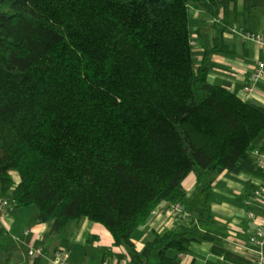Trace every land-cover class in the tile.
<instances>
[{"label": "trees", "instance_id": "16d2710c", "mask_svg": "<svg viewBox=\"0 0 264 264\" xmlns=\"http://www.w3.org/2000/svg\"><path fill=\"white\" fill-rule=\"evenodd\" d=\"M234 1L0 0V202L35 205L52 238L69 220L99 223L134 264H178L170 251L214 241L198 231L213 222L205 177L264 181V107L208 83L209 55L230 48L218 30L194 65L188 11ZM189 173L203 195L196 220L136 250L132 233L161 202L186 204Z\"/></svg>", "mask_w": 264, "mask_h": 264}, {"label": "crops", "instance_id": "0c3cea01", "mask_svg": "<svg viewBox=\"0 0 264 264\" xmlns=\"http://www.w3.org/2000/svg\"><path fill=\"white\" fill-rule=\"evenodd\" d=\"M189 22L193 24L190 40L194 65L203 58L205 48L213 47L218 30L222 41L230 48V51L209 55L208 83L264 107V76L252 84L247 97L243 94V88L250 84L249 79L257 64L264 63V46L244 39L238 33L249 31L264 37V2L245 11L243 0H236L216 8L213 14H208L198 4H190ZM259 157L264 165V154ZM13 180L17 182L18 178ZM205 181L211 182L214 196L210 204L213 222L198 227V231L209 233L214 241L191 242L181 257H178L179 253L170 251L171 257L178 264H254L256 247L248 243V236L257 226H264V192L254 195L256 190L264 187V181L248 174L225 171L211 173ZM182 187L187 196L183 206L186 220L174 214L170 205L161 202L146 224L132 233L136 250L149 239L151 232L161 233L196 220L203 205V195L193 173L182 180ZM195 199L196 204H193ZM52 225L53 221L38 222L35 205L14 207L7 202L0 211V226L6 233L2 238L5 246L0 250V264H49L55 250L68 255V264H134L130 261V251L123 246H114L110 233L99 223L87 219L69 220L54 238L50 237ZM215 244L223 254L212 252ZM29 250H41L42 255L32 259L28 255Z\"/></svg>", "mask_w": 264, "mask_h": 264}, {"label": "built area", "instance_id": "2783aa9c", "mask_svg": "<svg viewBox=\"0 0 264 264\" xmlns=\"http://www.w3.org/2000/svg\"><path fill=\"white\" fill-rule=\"evenodd\" d=\"M238 33L242 38L247 39L251 42H256L264 46V37L262 35L255 34L249 31H238ZM261 76H264V63L263 62H259L257 64V68L254 70V72L252 73L249 79L250 84L243 88L244 97H247L250 94L252 87H253L252 84L256 82V80ZM256 156L258 157V159H260L259 156L261 155H258L256 153ZM258 165L263 166V164L260 161H258ZM263 192H264V187L256 190L254 192V195L258 196L262 194ZM6 205H7V201L0 202V211ZM171 209L174 212V214H176L178 217L183 218V220L186 219V216L184 215V212H183V207H181L179 204H175L171 206ZM248 243L256 247V249L253 251L254 264H264V251H263L264 226H257L254 229V231L248 236ZM28 255L30 258L34 259L38 256H41L42 251L41 250H29ZM182 255L183 253H179L178 257H181ZM49 264H68V255L62 250H55L49 259Z\"/></svg>", "mask_w": 264, "mask_h": 264}, {"label": "rangeland", "instance_id": "374dc122", "mask_svg": "<svg viewBox=\"0 0 264 264\" xmlns=\"http://www.w3.org/2000/svg\"><path fill=\"white\" fill-rule=\"evenodd\" d=\"M189 27H190V29H189V32H190V37H192V35H193V30L191 29L192 28V26H193V24L191 23V22H189ZM11 177H12V179H17L18 177H17V174L15 173V172H12L11 173ZM198 200H200V197H198ZM193 204H196V199H195V201L193 202Z\"/></svg>", "mask_w": 264, "mask_h": 264}]
</instances>
